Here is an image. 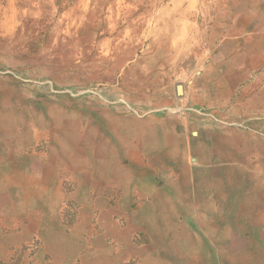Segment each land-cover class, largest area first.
<instances>
[{"label":"crops","instance_id":"0c3cea01","mask_svg":"<svg viewBox=\"0 0 264 264\" xmlns=\"http://www.w3.org/2000/svg\"><path fill=\"white\" fill-rule=\"evenodd\" d=\"M17 3L8 261L264 264V0Z\"/></svg>","mask_w":264,"mask_h":264},{"label":"rangeland","instance_id":"374dc122","mask_svg":"<svg viewBox=\"0 0 264 264\" xmlns=\"http://www.w3.org/2000/svg\"><path fill=\"white\" fill-rule=\"evenodd\" d=\"M16 1L17 0H0V58H1V54H3V52L7 48L14 47L17 43V40L14 37L6 38L7 36H4L2 34L3 31H5L2 29V26H4V25L9 26V25H11V23L12 24L14 23V22L10 21V19L15 17L18 4L20 3L19 2L16 4ZM8 21H10V22H8ZM14 253H16V254H14ZM14 253H13L14 257H12L13 260L10 262V261H8V259L10 257L6 255V250L3 249L2 247H0V264H29L27 260L22 259L23 256L25 257L27 255L26 251H24V249H22V250L19 249L17 252H14ZM17 256L19 258L16 261Z\"/></svg>","mask_w":264,"mask_h":264}]
</instances>
